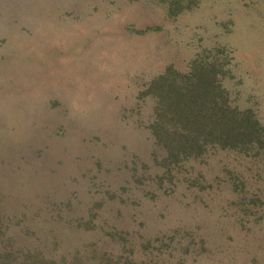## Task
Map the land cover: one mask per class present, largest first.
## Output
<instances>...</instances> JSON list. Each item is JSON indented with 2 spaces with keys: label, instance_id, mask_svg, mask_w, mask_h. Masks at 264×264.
Here are the masks:
<instances>
[{
  "label": "rangeland",
  "instance_id": "rangeland-1",
  "mask_svg": "<svg viewBox=\"0 0 264 264\" xmlns=\"http://www.w3.org/2000/svg\"><path fill=\"white\" fill-rule=\"evenodd\" d=\"M194 66L258 127L172 157ZM0 264H264V0H0Z\"/></svg>",
  "mask_w": 264,
  "mask_h": 264
},
{
  "label": "trees",
  "instance_id": "trees-1",
  "mask_svg": "<svg viewBox=\"0 0 264 264\" xmlns=\"http://www.w3.org/2000/svg\"><path fill=\"white\" fill-rule=\"evenodd\" d=\"M146 93L156 99L152 134L172 157L200 152L211 137V144L246 137V117H251L250 127H258L252 116L230 107L213 67L194 66L186 74L169 70L154 79Z\"/></svg>",
  "mask_w": 264,
  "mask_h": 264
}]
</instances>
